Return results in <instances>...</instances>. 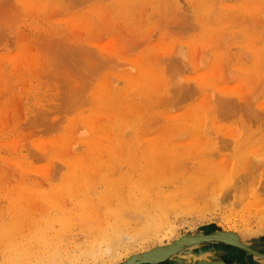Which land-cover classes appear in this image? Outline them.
<instances>
[{"label":"rangeland","instance_id":"1","mask_svg":"<svg viewBox=\"0 0 264 264\" xmlns=\"http://www.w3.org/2000/svg\"><path fill=\"white\" fill-rule=\"evenodd\" d=\"M21 246L264 264V0H0V264Z\"/></svg>","mask_w":264,"mask_h":264},{"label":"bare ground","instance_id":"2","mask_svg":"<svg viewBox=\"0 0 264 264\" xmlns=\"http://www.w3.org/2000/svg\"><path fill=\"white\" fill-rule=\"evenodd\" d=\"M219 110H221V113H223L224 115H229V114H231L232 113V111H233V108H232V106L231 105H229V104H221V105H219ZM254 197H256V195H253ZM201 235V234H200ZM199 234L198 235H196L197 237L198 236H200ZM221 236V235H220ZM223 236V235H222ZM210 238V237H209ZM217 238H219V237H217ZM225 238H227L229 241H231V242H233V243H237V244H239L240 246H242V248L243 247H248V248H250L249 246H247L246 244H244V243H242L241 241H242V239H244L245 238V236L244 235H239V234H237L236 232H233V231H230L229 233L228 232H226V235H225ZM205 239V238H204ZM196 240H198V239H196ZM190 241L191 240H188L185 244H189L190 243ZM225 242V241H224ZM184 244V245H185ZM229 244V246H231L232 245V243H228ZM108 245V244H107ZM167 247H169V246H167ZM193 247V246H192ZM236 248H238V247H236ZM241 248V247H240ZM201 249V248H200ZM250 249H252V248H250ZM189 250H191L190 248H189ZM105 252H108V253H110L111 254V257H114L115 255H116V251L117 250H111V249H108V248H105V250H104ZM171 251H173V249L171 250H169V249H166V248H164L163 250H161L160 252H154L150 257H151V259H150V261H147V262H145L144 261V263H147V264H171V260H169L168 259V261H164L165 259H161L163 256H165L164 254H168L169 255V252H171ZM177 251V250H176ZM176 251H174V252H172V253H170V255L171 254H173V253H175ZM251 252V251H250ZM253 252V251H252ZM254 253H256V252H254ZM260 255V254H259ZM28 256H27V254H26V252H25V248L23 247V246H21V247H17V248H14L12 251H10V253H9V255H8V257H7V259H6V263L5 264H28V263H32V264H38L37 262H35V261H33V262H28L29 261V259L30 258H27ZM140 257H142V256H140ZM144 257V256H143ZM146 257V256H145ZM259 257V256H258ZM25 259H26V261H25ZM48 260V259H47ZM142 260V259H141ZM220 260H218V261H212V263H210V264H241V263H226V262H223V261H221V262H219ZM150 262V263H149ZM177 263L178 264H182V261H180V260H177ZM40 264V263H39ZM124 264H126V263H124ZM129 264H132V263H129ZM184 264V263H183ZM185 264H190V263H185Z\"/></svg>","mask_w":264,"mask_h":264},{"label":"flooded vegetation","instance_id":"3","mask_svg":"<svg viewBox=\"0 0 264 264\" xmlns=\"http://www.w3.org/2000/svg\"><path fill=\"white\" fill-rule=\"evenodd\" d=\"M229 251H230V254L233 255V254H232V253H233L232 249L229 250ZM239 256H240V255H239ZM239 256H236V257H237V258H236V261H237V262L239 261V260H238V257H239ZM225 261H228V263H229V262H235V260L232 259V260L230 261L228 258H226Z\"/></svg>","mask_w":264,"mask_h":264},{"label":"water","instance_id":"4","mask_svg":"<svg viewBox=\"0 0 264 264\" xmlns=\"http://www.w3.org/2000/svg\"><path fill=\"white\" fill-rule=\"evenodd\" d=\"M182 241H183V240H181V241H180V243H183ZM184 242H185V241H184ZM180 243H178L177 245H179V246H180ZM241 247H242V246H241ZM130 261H131V260H130ZM128 264H129V263H128Z\"/></svg>","mask_w":264,"mask_h":264}]
</instances>
